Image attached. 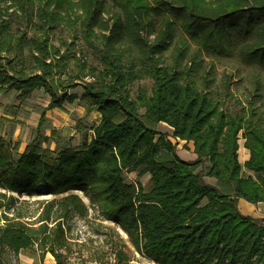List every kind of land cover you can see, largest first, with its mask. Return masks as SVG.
Wrapping results in <instances>:
<instances>
[{
    "label": "trees",
    "instance_id": "obj_1",
    "mask_svg": "<svg viewBox=\"0 0 264 264\" xmlns=\"http://www.w3.org/2000/svg\"><path fill=\"white\" fill-rule=\"evenodd\" d=\"M9 1V7L16 4L26 12L37 2L39 28L30 38H16L2 36L8 21L1 24L0 60L11 63L9 54L24 47L34 60L31 73L10 72L0 63L3 93L16 90L23 101L43 89L51 101L41 127L46 111L73 103L77 97L69 91L81 86L79 101L101 120L89 144L57 157L33 142L15 160L17 146L0 138V212L14 200L8 192L32 194L43 185L46 194L59 196L46 202L38 226L0 215L5 220L0 264H11L7 253L18 257L27 250L36 262L45 259V247L60 241L51 231L62 236L66 218L89 213L73 190L90 196L104 219L119 225L136 251L157 264H264V218L239 209L240 199L264 203V111L253 101L262 95L261 80L252 76V100L229 113L225 98L232 94L226 91L223 97L212 89L214 63L210 70L203 67L208 55L264 68V0ZM58 23L80 27L84 42L99 54L101 69L77 61L79 74L63 78L70 57L51 44L49 35ZM144 79L153 81L151 89L140 87L133 98L131 87ZM162 123L172 128L174 138L193 142L195 161L181 159L171 141L156 139L155 126ZM240 133L251 153L244 166L238 159ZM162 152L171 159L160 160ZM207 162L205 174L198 172ZM243 168L257 179L245 177ZM126 171L149 173V189L126 182ZM205 177L214 178L215 185ZM48 252L57 264H68L65 254L54 248ZM118 257L130 264L123 250Z\"/></svg>",
    "mask_w": 264,
    "mask_h": 264
},
{
    "label": "rangeland",
    "instance_id": "obj_2",
    "mask_svg": "<svg viewBox=\"0 0 264 264\" xmlns=\"http://www.w3.org/2000/svg\"><path fill=\"white\" fill-rule=\"evenodd\" d=\"M108 2L112 4L110 0ZM9 4V0L0 2V29L1 24L8 21V27L2 36L13 33L16 38L22 34H26L27 38L32 37L39 28L38 3L36 2L29 7L27 12L20 9L16 4L13 5L14 7H9ZM113 12L114 8H111L109 12L104 13L103 17L107 19ZM49 35L51 44L60 48L62 53L70 57L69 66L63 78L68 79V77L79 74L76 67L77 61L102 68L99 54L84 42L78 25L71 27L67 24L58 23L49 31ZM195 49L196 47L193 44L191 50ZM170 56L171 49L166 52L168 62H171ZM203 56V67L205 69L210 70L212 64H215L209 77L212 89L219 92L223 97H225L226 91L232 94L230 97L225 98V109L229 113L239 112L242 107L248 106V103L252 100L250 97L251 78L256 74L261 80L262 95H259L253 101H255L256 106L261 108V111H264V68L256 70L241 66L233 59H213L208 55ZM9 58L12 59L11 63H8L5 59L0 60V63L6 65L8 71L12 72L15 69L17 71L25 70L27 73L33 72L34 60L28 47H24L21 51L15 50L9 54ZM190 58L191 56L188 57L187 61ZM152 85L153 81L150 79L136 82L131 87L132 97H137L140 87H146L150 90ZM83 91L81 86L71 89L69 92L74 94L77 99L73 103L65 102L61 109L55 108L46 111L47 120L39 127L41 116L51 101V97L43 89H37L29 98L23 101L18 99V91L14 90L9 94H4L0 89V138L7 140L12 147L17 146L13 152L14 159L19 160L27 145L33 142L40 144L44 150L51 152L54 157H57V153L65 149L76 150L82 148L86 143L89 144L91 133L89 129L90 127L93 129L98 121V112L89 108L85 102L79 101ZM63 112H67L72 117L73 122L69 120L62 126L53 127L54 120L50 115L53 113L55 118L61 116ZM144 112V109L140 111L141 114H144ZM58 121L60 120L58 119ZM155 128L159 132L156 139L162 136L175 144L177 147L176 153L179 157V152L189 150L188 144H193V142L186 141L184 143L183 140L174 138L171 130L165 124H159ZM243 139V134L240 133L239 141H243ZM171 157L172 154L169 152H162L160 160H169ZM210 166L211 164L207 162L203 168L200 167L197 171L205 174ZM242 174L245 177L252 175L257 179L256 174L249 173L245 168H243ZM124 177L126 182L136 185L142 184L146 190L150 187L151 175L149 173L139 175L138 172L126 171ZM205 180L211 185L216 183L214 178L205 177ZM72 192L82 196L89 207V213L86 217H80L78 214L73 213L66 218L64 221L65 234L62 236L59 234L55 236V233L51 231L54 239L57 238L60 241L49 243L44 249L47 254L50 253L48 251L51 248H54L57 252L65 254L68 264H125L118 257L119 250H123L129 257L130 264H157L136 251L130 243L128 235L119 225L104 219L98 208L91 203L90 196H85L81 190H73ZM8 193L14 197V200L7 202V206L2 209L0 215L20 216L21 220L25 222L36 223L35 226L39 225L36 220L44 210L46 202L59 197L46 194L47 188L43 185L38 186L32 194ZM257 214L262 215V217L259 215L258 218H264V205H261V208L257 206V213L254 215ZM4 222L5 220L2 217L0 224H4ZM124 244H126V247ZM35 248L39 252L42 249L38 245ZM21 253L28 255L30 251H22ZM19 256L6 254V257L11 260V264H20ZM44 260H39L36 264L43 263Z\"/></svg>",
    "mask_w": 264,
    "mask_h": 264
},
{
    "label": "crops",
    "instance_id": "obj_3",
    "mask_svg": "<svg viewBox=\"0 0 264 264\" xmlns=\"http://www.w3.org/2000/svg\"><path fill=\"white\" fill-rule=\"evenodd\" d=\"M74 108H77V107H74ZM50 116L54 120V122H53L54 126L53 127H57V125L62 126L65 123H67L69 120L71 122H73L72 117L67 112H63V114L61 116H57L56 115L57 117H55V118H54V114L53 113ZM58 119L60 121H58ZM100 120H101V115L98 113V121L96 122L95 126H97L99 124ZM162 124H165V123H162ZM165 125H167V124H165ZM95 126H94V128H95ZM91 128L92 127H90V129H89V131L91 132L90 136H89V142L92 141V138L94 136V128L93 129H91ZM168 128L171 130V133H172L173 132L172 128L170 126H168ZM183 142L186 143V141H183ZM188 147H189V150H185L183 152H179V154H180L181 159H183L185 161H188V162H193V161H195L197 159V155L194 152V145L193 144H188ZM250 157H251L250 150L245 147V139H243V141H239L238 159H239V162L241 163V165L244 166V164L250 159ZM246 205H253L255 208H254V210H252V209L248 208ZM261 205H264V203H259L258 205H255V204L249 203V202H247V201H245L243 199L239 200V209H240V211L241 212L243 211L242 213L244 215H250V216H252L254 218L255 217L258 218L259 215H260V217H262L261 214H257L258 216L254 215V214L257 213V206L261 208ZM19 259H20V264H36L35 259L30 257L29 255H27L25 253H21L20 256H19ZM39 264H57V263H56L55 258L51 255V253H48L46 255V258H45L44 262L43 263L39 262Z\"/></svg>",
    "mask_w": 264,
    "mask_h": 264
},
{
    "label": "bare ground",
    "instance_id": "obj_4",
    "mask_svg": "<svg viewBox=\"0 0 264 264\" xmlns=\"http://www.w3.org/2000/svg\"><path fill=\"white\" fill-rule=\"evenodd\" d=\"M248 208H250V209H252V210H254V206L253 205H246Z\"/></svg>",
    "mask_w": 264,
    "mask_h": 264
}]
</instances>
